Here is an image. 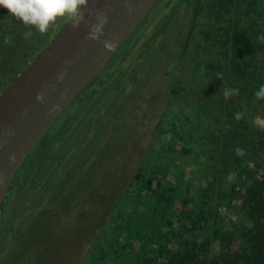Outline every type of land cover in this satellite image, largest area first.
<instances>
[{
    "label": "rangeland",
    "instance_id": "rangeland-1",
    "mask_svg": "<svg viewBox=\"0 0 264 264\" xmlns=\"http://www.w3.org/2000/svg\"><path fill=\"white\" fill-rule=\"evenodd\" d=\"M165 1L166 5L174 4L173 0ZM208 1L202 0V5L197 10L196 22L192 21L194 0L178 6L174 18L170 19L168 31L156 40L155 47L150 53L139 56L129 55L122 63L118 74L111 79L113 86H108V89L104 90V97L109 94L116 102L113 105H106L104 109H102V104L101 107L99 106L102 115L107 118L106 123L110 125L112 118L120 119L118 125L114 126V130L108 128L107 125L105 130L103 126L98 129L94 142L99 138L100 143L94 149L93 154L89 152L81 158V151L71 149L74 151L75 161L70 160L71 162L69 161L67 165L74 166L69 171L74 170L76 173H73L70 181L60 183L55 188L52 185L49 186L51 176L46 179L38 175L33 195H23L20 202H16L19 201L17 197L12 199L13 202L7 199L5 206L10 203L12 210L18 207L14 210L10 220L0 226V264H91L93 259H100L102 254L96 246L99 242L102 243L105 237L109 239L112 234L110 219L118 212L119 208L116 204H118L120 195L134 193L133 178L138 173L144 158L153 150L161 147L165 148L167 156L162 162L159 160V163L166 166L171 165L180 177L185 176V184H189V179L195 176L196 179L191 183L193 185L191 187L200 194V198L207 200L205 196L208 194L204 191L205 182H201L199 178H202L204 174L212 175L216 171H213L212 167L205 171L206 158L195 147H190L177 139L173 127L183 123L186 126L187 136L199 135L197 127L202 115L198 111V103L202 101V96L205 97L200 91L202 84L206 85V82L212 81L208 90L214 91L221 86L226 87L223 78L217 79L218 72L212 71L206 64L212 56L217 58L224 56L217 49L216 43L220 42L219 45L223 46L225 38L228 37L226 34L228 30L231 31L232 26H229V21L219 23L220 26L226 25L219 28V30L224 29L225 34L224 39L220 41L215 33L214 22L210 26L207 19ZM177 3L178 0H175V4ZM169 5H167L168 8ZM240 7L246 9L248 6L245 2ZM5 14L9 16V13L5 12ZM232 14L236 15V11ZM243 20L247 26L257 24L260 26L259 30H264L262 16L248 12L243 14ZM66 23L65 20L60 19L44 34L31 28L34 31H32L31 39H27L26 54H31L33 58L37 57ZM163 25L166 27V24ZM11 26L6 28V24L0 23V94L20 74L19 70L23 66L26 55L19 48L18 54L11 55L9 39ZM186 34L190 37L184 59L182 64H176L177 55H179ZM263 57L264 55L259 52L258 59H263ZM32 61H28L27 64L29 65ZM106 75L99 78L97 84L93 85L91 90L87 89L83 96H89L90 99L94 94L93 91L97 89L98 94L96 95L99 97L104 88L100 85L102 79L107 76L111 77V75ZM119 75L125 79L122 85L117 84ZM181 80L183 81L180 83ZM113 87L116 89L115 94L111 91ZM179 88H181L180 91H178ZM172 89L177 90V93L170 99V101L174 100L170 103L165 95ZM81 96L69 107L72 114L86 103L85 101L83 103L85 97L80 99ZM153 98H160L161 101L156 102ZM237 98H241L245 104L238 105L237 99H233L235 102L230 106L228 116L225 118L228 129H235L232 123L235 119L234 115L238 120L243 119L249 122L248 112L250 110L251 117H253L251 119L255 120L256 125L264 128L263 99ZM230 99L232 100V96ZM216 117H218L217 113L212 112L208 118L207 115L202 118L207 120L211 118L215 122ZM64 120H62L63 123ZM160 122H163L161 127L158 126ZM227 122L230 124L228 125ZM62 124L51 127L28 160L31 157L35 158L37 164L45 153L43 149H40L44 140L48 139L49 144L58 134L55 142L61 145L64 140L61 138L62 135L74 132L69 119H66L64 125ZM55 128L57 130H54ZM52 132L56 133L53 137H51ZM101 134L102 136L99 137ZM146 134L147 139H144L143 135ZM229 136L227 140L232 142L233 136ZM71 151L67 153L73 154ZM80 158L82 166L80 165L81 170H78L79 167H76L75 163L80 162ZM28 160L23 165L26 169L29 168ZM220 167L222 166L218 165V169ZM251 168H255V163L251 165ZM256 170H259L260 174L263 172L264 175V156L257 157ZM68 172H65L66 178L69 176ZM219 176L222 192L218 193V196L215 195L214 203L217 202V204H214L212 211L214 219L221 220L223 224L226 221L232 222L233 226L241 229L245 224V210L240 200L228 198L232 191L229 181L231 175L222 170ZM172 179L175 180L173 176ZM2 212L1 210L0 222L3 223L1 218L4 214ZM144 230L147 231V239L150 241L153 234L150 229ZM220 239L213 244V256L222 251L235 252L241 247L237 241L228 244L227 240L223 243L224 237ZM107 261L113 263L114 259L109 256Z\"/></svg>",
    "mask_w": 264,
    "mask_h": 264
},
{
    "label": "trees",
    "instance_id": "trees-1",
    "mask_svg": "<svg viewBox=\"0 0 264 264\" xmlns=\"http://www.w3.org/2000/svg\"><path fill=\"white\" fill-rule=\"evenodd\" d=\"M173 1L174 4H167L169 8L166 7L164 13L162 12L158 18L157 28L154 31L151 30L155 39L166 34L172 18L178 11L176 8L189 0H178L177 4L175 0ZM165 2V0H159L160 4H165ZM245 2L248 7L243 9L240 6ZM207 4L209 6L208 22L210 26L214 22L215 33L220 41L224 39L225 34L224 29L219 30V28L226 25L220 26L219 23L229 21V26L232 28L226 34L228 37L225 38L223 46L219 45L220 42L216 43L217 49L224 56L222 58L212 56L210 60L208 59L206 66L212 71L223 73L226 87L239 89V94L232 96L231 100V97H224L223 86H218L219 88L214 91L208 90L212 81L206 82V85L202 84L200 91L205 97L202 96V101L198 103V111L202 115L197 127L199 135L187 136L186 126L183 123L175 125L173 132L177 139L190 147H195L202 153V156L206 158L205 171H208L207 168L210 167L216 171L212 175L204 174L202 178H199L201 182H205L204 191L209 196L206 195L207 200H203L200 194L191 187L193 186L191 183L196 179L195 176L189 179V184H185V176L180 177L171 165L166 166L159 163V160L162 162L167 156L165 148L153 150L151 154L146 155L138 173L133 178L134 193L120 195L118 204H116L119 208L118 212L110 219L112 234L109 239H112L109 241L105 237V241L97 244L96 248L102 255L98 260L93 259L91 264H264V175L263 172L260 174L261 172L256 170L257 157L264 156V128L256 125L255 120L251 119L253 118L251 110L248 112L249 122L243 119L238 120L234 115L235 119L232 121L235 125L234 130L228 129L225 120L230 106L235 102L233 99H237L238 105L245 104L241 98L237 97H244L246 100L255 98L254 93L261 85H264V57L258 59L259 52L264 55V40L258 39L264 35V30H259L260 26L257 24L247 26L243 20V14L248 12L262 16L264 19V0H209ZM201 5L202 0H194L192 16L194 22L197 21V10ZM234 11L236 15L232 14ZM5 12L8 13L6 9L0 8V23L6 24V28L12 25L9 36L11 55L18 54V48L22 49L25 55L28 42L23 38V34L34 30L10 14L7 16ZM163 24H166V27ZM189 37V34H186L179 55H177L176 64L183 62ZM33 59L31 54L25 55L20 73L28 65V61ZM109 75L111 77L107 76L105 79L107 84L105 81L101 84L104 88L99 97L96 95L98 94L97 89L93 91L94 94L90 99L89 96H81L80 99L85 97L83 103L86 102L81 109L74 114L69 109L56 122L53 127L57 124L60 126L65 118L69 119L74 132L64 133L61 137L64 138L61 145L55 142L58 135H55V132H52L51 137L55 136L49 144L48 139L41 143L40 149H43L45 153L37 164L35 158L31 157L27 162L29 168L22 167L10 189L7 198L9 201L13 202L12 199L17 197L19 201L16 202H20L23 195H33L38 175L46 179L51 176L49 186L52 185L55 188L60 183L70 181L73 173H76L74 170L69 171L74 166L67 165L70 160L75 161L74 151L71 149L81 151V158L89 152L93 154L94 149L100 143L99 138L94 142L98 129L103 126L105 130L106 125L112 130L115 129L114 126L118 125L120 119L112 118L113 120H110V125H108L105 120L107 118L99 109L101 104L104 109L106 105H113L116 102L109 94L104 97L105 88L113 86L111 79L116 73ZM121 76L117 77L119 85H122L125 80ZM180 90L181 88L178 89ZM111 91L115 94L116 89L113 87ZM176 93L177 90L172 89L165 97L171 103L174 100L170 101V99ZM160 98H153V100L160 102ZM212 112H216L218 116L215 122L211 118V120L202 118L204 115L208 118ZM66 119L62 125L66 123ZM162 123L160 122L158 126H163ZM227 124L230 123L227 122ZM229 135L233 136L232 142H228ZM146 136L148 135H143L144 139H147ZM236 146L243 148L246 155L237 157L234 153ZM67 151L73 154H68ZM81 158L80 162L75 163L76 167L82 164ZM254 163L255 168H251ZM218 165L222 167L218 169ZM78 170L81 168L79 167ZM222 170L231 175L229 181L232 191L228 198L240 200L245 210V224L241 229L236 228L229 221L223 224L221 220L214 219L212 213L214 204H217V202L214 203L215 195L222 192V185L219 183V174ZM66 171L70 172L67 178L65 177ZM9 204L5 206V203L2 208L4 214L1 218L3 219L2 225L10 220L14 210L18 207L12 210ZM144 229H150L153 234L150 241ZM222 237H224L223 243L226 240L228 244L237 241L241 247L235 252L222 251L213 256V244ZM109 256L113 257V263L107 261Z\"/></svg>",
    "mask_w": 264,
    "mask_h": 264
},
{
    "label": "water",
    "instance_id": "water-1",
    "mask_svg": "<svg viewBox=\"0 0 264 264\" xmlns=\"http://www.w3.org/2000/svg\"><path fill=\"white\" fill-rule=\"evenodd\" d=\"M158 1L89 0L85 15L88 25L97 23L99 13H107L100 39L86 40L89 27L84 23L76 30L66 23L0 94V210L16 176L51 127L106 71ZM126 5L134 9L131 14ZM113 38H118V46L106 52L103 41ZM65 69L67 74L58 82V74ZM39 92L45 94L44 103L36 100ZM57 104L60 107L54 110Z\"/></svg>",
    "mask_w": 264,
    "mask_h": 264
},
{
    "label": "clouds",
    "instance_id": "clouds-1",
    "mask_svg": "<svg viewBox=\"0 0 264 264\" xmlns=\"http://www.w3.org/2000/svg\"><path fill=\"white\" fill-rule=\"evenodd\" d=\"M89 0H0V7L6 9L8 13L21 21L25 26L34 28L38 33H47L50 27L56 24L60 19L65 20L71 24L73 30L79 29L82 23L89 27V32L85 37L86 40L97 41L103 34V26L107 23V13L101 12L96 16L97 23L88 25L85 20L86 9ZM128 13L131 14L134 9L127 6ZM33 33L31 30L24 32V39H31ZM259 40H264V35L258 37ZM118 38L112 40L103 41L105 51L111 52L118 46ZM67 63V62H66ZM67 74V69L59 73L57 76L58 82H62L64 76ZM223 73H217V79H222ZM45 88L48 85L44 86ZM239 94L237 88H223V95L225 98H229ZM257 100L264 99V85H261L259 89L254 93ZM36 100L40 103L45 102L44 92H39L36 95ZM59 104L54 105L53 109L58 110ZM234 153L237 157H243L246 152L243 148L236 146ZM12 162L15 161V157H10Z\"/></svg>",
    "mask_w": 264,
    "mask_h": 264
},
{
    "label": "flooded vegetation",
    "instance_id": "flooded-vegetation-1",
    "mask_svg": "<svg viewBox=\"0 0 264 264\" xmlns=\"http://www.w3.org/2000/svg\"><path fill=\"white\" fill-rule=\"evenodd\" d=\"M155 6L157 8H155ZM155 6L151 10V12L148 14V16L145 18V20L142 22V24L138 27V29L136 30L135 34L132 35L128 39V41L125 43V45L116 54L114 59L110 62L109 67L106 69V71L104 73H102L101 75H99L97 80L88 89L91 90L92 86L96 85L97 81L99 80V78L103 77L104 75H106V74L109 75V74H111L113 72L118 74L117 72L120 70V67L122 66V63L126 60V58L129 55H148L150 53L151 49L155 47L156 40H158L159 38L155 39L153 37L154 34L152 33L151 30L154 31L157 28V25H158V22H159L158 18L161 16L162 12L164 13L165 8L167 7V5L166 4H160L159 1H158V3ZM121 70H122V68H121ZM105 79H106V77H104L102 79V82L103 81L106 82ZM17 176H16V178H17ZM9 193H10V190H9ZM8 196H9V194H8ZM6 201H7V198L4 201V204L6 203ZM4 204H3V206H4ZM3 206H2V208H3ZM2 208H1V210H2ZM1 210H0V213H1ZM0 226H1V222H0Z\"/></svg>",
    "mask_w": 264,
    "mask_h": 264
}]
</instances>
